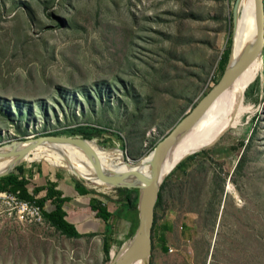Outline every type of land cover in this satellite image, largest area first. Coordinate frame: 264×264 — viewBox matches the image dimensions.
Masks as SVG:
<instances>
[{"label":"rangeland","instance_id":"rangeland-1","mask_svg":"<svg viewBox=\"0 0 264 264\" xmlns=\"http://www.w3.org/2000/svg\"><path fill=\"white\" fill-rule=\"evenodd\" d=\"M236 3L0 0V148L91 126L108 133L86 141L93 153L117 163L118 152L134 163L147 159L221 80ZM261 58L245 94L250 112L165 179L149 264H264V50ZM72 151L88 159L81 147ZM43 159L16 168L65 170L117 210L118 191L96 174L80 173L84 182ZM93 220L87 233L98 236L68 239L47 223L19 220L0 202V264H114L133 224L116 222L107 258L104 225Z\"/></svg>","mask_w":264,"mask_h":264},{"label":"bare ground","instance_id":"bare-ground-1","mask_svg":"<svg viewBox=\"0 0 264 264\" xmlns=\"http://www.w3.org/2000/svg\"><path fill=\"white\" fill-rule=\"evenodd\" d=\"M236 13L235 37L229 63L226 67L228 70L233 68L250 52L258 39L259 33L255 0H237ZM262 65L263 61L259 53L253 64L245 72L214 97L202 116L189 131L174 140V146L166 154L163 162V169L166 170L165 175L167 177L173 172L180 161L186 159L193 153L212 146L213 144L210 143L218 137L220 138L226 130L236 129L241 123L242 117L250 110V106L245 104V94L251 84L255 82ZM29 140L14 146H9L11 144L9 143L0 148V160L3 157L2 164L0 165V174L6 172L14 154H18L24 149L29 144ZM85 143L89 146L88 142ZM73 147L79 146L70 143L50 141L43 146L37 147L32 152L42 158L65 165L72 175L78 177L80 173L97 175L96 168L93 167L89 158L87 157L88 159L83 161V158H79L72 151ZM118 153L122 155L123 163H117L113 157L93 153L96 164H101L106 179L116 186L123 187H134L144 184L151 173L150 163L153 161L151 160L153 154L148 155V158L141 162L134 163L126 160L123 152ZM54 166L60 167L57 165ZM124 253L117 257L115 262Z\"/></svg>","mask_w":264,"mask_h":264},{"label":"water","instance_id":"water-1","mask_svg":"<svg viewBox=\"0 0 264 264\" xmlns=\"http://www.w3.org/2000/svg\"><path fill=\"white\" fill-rule=\"evenodd\" d=\"M255 5H257L259 28L257 41L251 48L250 52L244 58H242L233 68H231L230 70L225 69V72L218 84H216L212 88V90L200 100V102L181 121V123H179V125L173 130V132L157 145V147L151 153L153 154V161L152 163H150L151 173L148 180L144 184L134 187H117L108 179H106L101 164H96V159H94L92 150L88 148L87 144L85 143L87 139L65 135H47L41 136L39 138H29L30 140L26 139L12 141L9 145L14 146L18 143L29 140V144L19 152L20 157L26 156L37 147L43 146L50 141L77 145L81 147L86 153L93 167L96 168L98 179H100L105 185L118 192L138 194V229L130 244L125 248L124 255L116 262H114V264H149L152 250L151 234L154 223V209L158 200L160 188L167 178V175H165L166 170L163 169V162L165 160L166 154L174 146V140L185 134V132L189 131V129L198 121V119L202 116L203 112L209 106L214 97L224 88L230 85L238 76L245 72L246 69L251 64H253L256 56L259 53L262 54L264 50V0H255ZM215 143H213V145ZM184 160L185 159L180 161L177 166ZM17 165L18 164H15L10 171L0 174V178L11 174V172L16 168ZM76 177L83 180L84 182H88L81 177Z\"/></svg>","mask_w":264,"mask_h":264},{"label":"trees","instance_id":"trees-1","mask_svg":"<svg viewBox=\"0 0 264 264\" xmlns=\"http://www.w3.org/2000/svg\"><path fill=\"white\" fill-rule=\"evenodd\" d=\"M229 42L230 41H228L227 45L231 44ZM229 56H230V48L226 50V52L224 53V57L222 58L220 68L222 69L223 74L227 67ZM66 134L79 136L82 139H87L90 142H92L95 139L101 138L105 134H108V133L107 131L98 129L97 127L80 126L76 129L64 130L61 132L54 133L53 135H66ZM240 145L243 146V142H240ZM188 157L184 161L188 160ZM119 160H122V158H120ZM183 162H181L174 170H177V168H180ZM238 165H239V162L237 163L236 167H238ZM8 168L11 169L12 164H9ZM15 170L18 171L20 174H23L22 166L17 167ZM31 179L32 178H29V177L25 178L24 176H19L15 173H11L7 176L1 177L0 178V192L15 193L19 196V198L23 200L35 202L36 204H38L42 208L43 215H44V218L47 224H49L51 228H53L55 231L60 233L62 236L68 239H80L81 237H83V235L79 234L76 231L73 225L69 224L66 221V217L68 216L66 210L67 208H69L67 206L71 203V200L68 198H62V194L58 192L55 188L57 184L53 182H47V185L35 187L32 191H30L28 186L30 184ZM163 186L164 184H162L160 188L158 200L155 205L154 222H155V210L158 208L159 203L161 202V192H162ZM81 187L82 186L80 184L76 185L77 192L83 196L87 195L88 191L84 190ZM45 190H46L45 196L38 198L37 195H39L40 192L45 191ZM117 193H118L119 200L117 202H112V204L121 205V210L118 212V214L121 215L120 218L133 224V230H132V235H131V237L133 238L137 231L138 201L139 200H138V196L134 198L132 197L133 195H138V194L137 193H127V192H117ZM49 200H51L52 205H54L55 207L53 211H49L46 208L47 202ZM107 201H109V199ZM89 208L93 212L96 213V217L98 220L104 222L108 226L112 218L116 216L115 215L116 213H111L110 210H108L107 207L103 203H100L95 200L89 203ZM107 232L108 231L106 229V234H104V236L106 235L104 237L106 239L104 242V252L106 253V255L108 254L107 258H109L110 246H109V239L107 237ZM89 236H98V235L91 234Z\"/></svg>","mask_w":264,"mask_h":264},{"label":"crops","instance_id":"crops-1","mask_svg":"<svg viewBox=\"0 0 264 264\" xmlns=\"http://www.w3.org/2000/svg\"><path fill=\"white\" fill-rule=\"evenodd\" d=\"M195 157H197V156L195 155L193 157H190L189 161L194 159ZM40 159H43V158H40ZM40 159L34 158L33 155H26L23 157L14 155L10 164H12V167H13L15 164H19V163H22L24 161H33V160H40ZM184 164H186V161H184L181 166H184ZM11 169L8 168L6 170V172L10 171ZM22 169H23V174H20L16 170L14 171V173L19 175V176H24L25 178H27V177L32 178L30 181V184L28 186L30 191H32L35 187L47 185V182H53V183L57 184L55 188L58 192H60L62 194V198H68L71 200V203L67 206L69 208H67V210H66L67 215H68L66 217V221L69 224L73 225L79 234H81L83 236L84 235L89 236L91 234H98V233H87L89 230L93 229L91 226L94 225L93 219L95 218V220H97L99 222V224H98L99 229L102 227L101 223L104 225V227H103V228H105L104 234H106V229H107V231H108L107 237L110 240L112 237V234L114 233L117 221H125L128 223V221L120 218L121 215L118 214V212L121 210V205H119V204H114L117 206V210L114 212V213H116L115 214L116 216H114V218H112V220L109 223V226L106 225L104 222L98 220L96 217V213L93 212L89 208V203L91 201L95 200V201H98V202L103 203L105 205V201H107L108 199L105 197L104 198L101 197L95 190H93V188H91V189L87 188L88 186H86L82 182L74 181L73 183H71V179H76V178H73L70 175H68V172H66L65 170L44 168L42 165L22 166ZM83 179H85V178H83ZM77 184H80L82 186L81 188L88 191V194L85 196L80 195L76 190ZM45 194H46V190L40 192V194L37 195V197L41 198V197L45 196ZM46 208L49 211H53L55 209L54 205H52L51 200H49L47 202ZM107 209H108V207H107ZM91 215H92V217H91ZM155 226H153L154 227L153 229H155ZM162 228L166 229V228H168V226L163 225ZM153 229H152V231L154 233ZM85 233H87V234H85ZM152 238H153V234H151V240H152ZM160 248L165 249V246L162 245Z\"/></svg>","mask_w":264,"mask_h":264},{"label":"built area","instance_id":"built-area-1","mask_svg":"<svg viewBox=\"0 0 264 264\" xmlns=\"http://www.w3.org/2000/svg\"><path fill=\"white\" fill-rule=\"evenodd\" d=\"M0 202L11 215L15 214L19 220L36 227L46 225L42 208L35 202L23 200L15 193L0 192Z\"/></svg>","mask_w":264,"mask_h":264}]
</instances>
